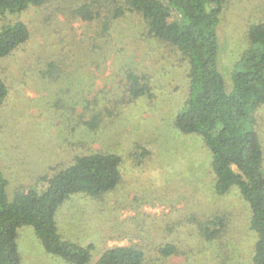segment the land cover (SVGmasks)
Segmentation results:
<instances>
[{"label":"rangeland","instance_id":"1","mask_svg":"<svg viewBox=\"0 0 264 264\" xmlns=\"http://www.w3.org/2000/svg\"><path fill=\"white\" fill-rule=\"evenodd\" d=\"M83 3L101 17L82 21L75 9ZM229 5L218 32L228 90L233 65L247 46L248 24L264 20V0ZM118 6L125 12L112 21L106 44L98 36L102 22ZM17 20L30 37L0 61L9 90L0 107V163L11 192L37 186L35 176L78 152H115L121 156L119 185L98 197L73 195L57 211L64 238L93 243L87 264L108 248L129 245L144 252L142 264H253L257 235L247 202L237 187L216 193L206 143L175 127L187 95L183 56L149 36L144 19L125 0H49L0 13V27ZM53 62L65 71L60 77L59 70L50 72L57 80L47 78ZM124 62L145 75L148 93L129 97ZM253 116L264 148V103ZM215 216L225 225L208 240L202 225ZM17 245L22 264H68L45 252L31 225L18 228ZM167 245L173 254L160 252Z\"/></svg>","mask_w":264,"mask_h":264},{"label":"trees","instance_id":"2","mask_svg":"<svg viewBox=\"0 0 264 264\" xmlns=\"http://www.w3.org/2000/svg\"><path fill=\"white\" fill-rule=\"evenodd\" d=\"M48 1L0 0V13L21 12ZM229 2L125 0L128 10L142 16L149 36L169 43L187 61V95L175 117V127L182 134L200 136L206 143L216 193L225 194L233 187L239 189L250 209V228L257 235L251 261L264 264V148L253 116V111L264 103V20L248 24L247 46L233 65L228 90L219 67L218 32ZM124 12L122 6L115 7L102 22L98 36L105 37L106 44L110 43L112 21ZM75 14L88 23L101 17L87 3L76 7ZM29 37L30 30L23 21L2 25L0 61L25 44ZM96 45L99 49L96 52L105 59L104 45L98 42ZM57 63H50L47 78H57L56 72L50 73L53 70H59L58 77L65 73ZM127 64L124 62L129 97L145 95L150 90L145 75ZM8 94L0 67V107ZM91 109L88 104V111ZM89 126H93V121ZM120 166L121 156L115 152H78L61 166L35 176L37 186L11 192L10 178L0 163V264H22L17 237L18 228L24 225L33 227L46 253L68 264H87L95 249L93 243L82 245L64 238L57 225V211L73 195L98 197L116 188L121 181ZM224 225V219L215 216L202 225L201 231L206 239L212 240ZM160 252L173 254L174 247L167 245ZM143 261L144 252L129 245L106 249L95 264H142Z\"/></svg>","mask_w":264,"mask_h":264}]
</instances>
